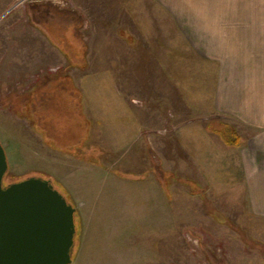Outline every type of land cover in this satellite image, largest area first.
Listing matches in <instances>:
<instances>
[{
    "label": "rangeland",
    "instance_id": "1",
    "mask_svg": "<svg viewBox=\"0 0 264 264\" xmlns=\"http://www.w3.org/2000/svg\"><path fill=\"white\" fill-rule=\"evenodd\" d=\"M61 1L15 0L0 16V142L8 160L3 186L35 175L49 177L76 207L71 264H264V221L253 218L245 203L225 202V190L212 186L216 182L202 171L209 167L203 162L208 157L198 156L196 169L182 134L176 138L175 127L185 122L187 110L175 98L174 107L166 106L169 84L164 86L167 91L143 93L147 99L135 101L143 107L145 121L139 136L123 140L117 133L110 135L105 125L91 123L89 140L84 144L81 140L74 153L60 148L66 138H77L88 127L70 115L74 104L65 107L70 98L65 99L67 93L57 81L64 73L53 68L42 69L41 76L14 77L10 66L15 63V68L27 69L25 65L37 63L27 55L33 48L27 40L12 43L17 30L22 31L21 39L34 37L37 57L47 51L49 63H58L41 37H73L76 20L81 21L74 11L60 8ZM28 19L40 28L28 32ZM12 45L23 59L6 58ZM68 79L73 82V76L63 80ZM178 111L182 117L177 121ZM33 112L39 117L36 124ZM203 123L213 129H232L231 124L209 119ZM43 130L58 135L64 131L63 142L58 141L56 148H51L53 142L45 145ZM200 133L195 130L192 138L203 149ZM210 158V166L218 162L216 155Z\"/></svg>",
    "mask_w": 264,
    "mask_h": 264
},
{
    "label": "crops",
    "instance_id": "2",
    "mask_svg": "<svg viewBox=\"0 0 264 264\" xmlns=\"http://www.w3.org/2000/svg\"><path fill=\"white\" fill-rule=\"evenodd\" d=\"M11 1L15 0H0V16ZM60 8L74 11L81 21L76 20L73 37H41L58 63H49L47 51L39 52L43 57L38 59L34 37L21 39L22 31L17 30L12 43L27 40L33 47L27 55L37 63L25 65L27 69L10 66L14 77L41 76L42 69L53 68L64 73L63 79L73 76L72 83L57 81L67 93L65 99L70 98L67 107H76L70 115L88 127L81 136L66 138L68 144L60 148L74 153L81 140H89L91 123L105 125L110 135L117 133L123 140L139 136L145 121L143 107L135 101L167 91V83L166 106L174 107L175 100L185 103L186 120L175 132L176 138L181 133L185 139L187 155L196 159L194 166L198 156L211 161L216 155V164L203 161L209 166L202 170L209 172L206 178L225 190L226 203H245L253 218L264 221V0H62ZM33 20L25 21L28 32L40 28ZM22 56L12 45L6 58L15 62ZM2 76L0 70V85ZM180 113L175 112L177 121ZM33 115L36 124L39 117ZM206 119L231 124L238 143L226 144L216 129L203 123ZM195 130L203 133V149L193 141ZM43 131L44 144H56L51 148L63 142L64 131Z\"/></svg>",
    "mask_w": 264,
    "mask_h": 264
},
{
    "label": "water",
    "instance_id": "3",
    "mask_svg": "<svg viewBox=\"0 0 264 264\" xmlns=\"http://www.w3.org/2000/svg\"><path fill=\"white\" fill-rule=\"evenodd\" d=\"M7 170L0 142V264H71L76 207L47 177L3 186Z\"/></svg>",
    "mask_w": 264,
    "mask_h": 264
},
{
    "label": "trees",
    "instance_id": "4",
    "mask_svg": "<svg viewBox=\"0 0 264 264\" xmlns=\"http://www.w3.org/2000/svg\"><path fill=\"white\" fill-rule=\"evenodd\" d=\"M65 109H66L65 113L68 114L69 108H65ZM214 132H216L221 137V139L228 145H236L238 143V139H239L238 134L232 129L229 128L216 129L214 130Z\"/></svg>",
    "mask_w": 264,
    "mask_h": 264
}]
</instances>
